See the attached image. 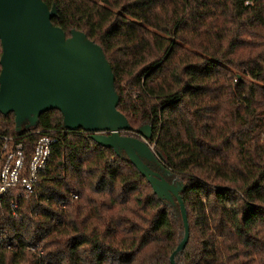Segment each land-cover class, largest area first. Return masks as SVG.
<instances>
[{
    "label": "trees",
    "instance_id": "obj_1",
    "mask_svg": "<svg viewBox=\"0 0 264 264\" xmlns=\"http://www.w3.org/2000/svg\"><path fill=\"white\" fill-rule=\"evenodd\" d=\"M43 1L67 38L103 50L125 134L152 126L190 227L176 264H264V0ZM18 127L0 113V150L14 139L27 162L41 135L57 142L32 191L0 196V264H171L179 205L125 152L68 129L59 110Z\"/></svg>",
    "mask_w": 264,
    "mask_h": 264
},
{
    "label": "water",
    "instance_id": "obj_2",
    "mask_svg": "<svg viewBox=\"0 0 264 264\" xmlns=\"http://www.w3.org/2000/svg\"><path fill=\"white\" fill-rule=\"evenodd\" d=\"M56 15V8L50 10L43 0H0V113H14L20 130V121L31 120L33 126L42 113L59 110L68 129H83L98 144L125 152L160 197L158 189L171 193L179 205L184 236L170 257L176 264L190 227L181 188L166 180L170 172L150 144L152 126H143L136 136L124 135L132 127L117 109L115 77L103 50L82 32L71 31L67 38L52 24ZM146 158L165 174L152 170Z\"/></svg>",
    "mask_w": 264,
    "mask_h": 264
},
{
    "label": "built area",
    "instance_id": "obj_3",
    "mask_svg": "<svg viewBox=\"0 0 264 264\" xmlns=\"http://www.w3.org/2000/svg\"><path fill=\"white\" fill-rule=\"evenodd\" d=\"M57 142L51 135H41L29 162L25 159L23 146L15 144V140L4 138L0 150V196L9 190L19 187L28 194L45 170Z\"/></svg>",
    "mask_w": 264,
    "mask_h": 264
},
{
    "label": "rangeland",
    "instance_id": "obj_4",
    "mask_svg": "<svg viewBox=\"0 0 264 264\" xmlns=\"http://www.w3.org/2000/svg\"><path fill=\"white\" fill-rule=\"evenodd\" d=\"M31 123H32V121L31 120H25V121H20L19 122V125H21V127H29L30 125H31ZM124 135H126V136H128L127 134H124ZM130 136V135H129ZM118 153H122V151L120 150V149H118ZM145 162L147 163V165L152 169V170H154V171H156L155 169H157L158 171H156V172H158V173H160V174H165L163 171H162V168H161V166L160 165H158L157 163H155V161H153L152 159H150V158H146L145 159ZM155 168V169H154ZM168 175V174H167ZM166 177V176H165ZM177 186L179 187V188H181V185L180 184H177ZM158 191H159V193L161 194V197H162V199H164L165 201H169V202H173V198H172V195H171V193H169V192H166V191H162V190H160V189H158Z\"/></svg>",
    "mask_w": 264,
    "mask_h": 264
}]
</instances>
